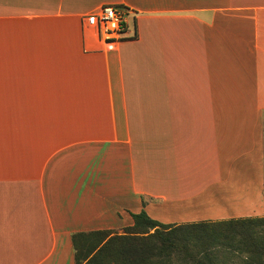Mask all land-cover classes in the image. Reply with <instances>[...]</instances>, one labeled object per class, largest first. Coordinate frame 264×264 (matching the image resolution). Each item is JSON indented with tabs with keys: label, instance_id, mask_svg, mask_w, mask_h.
Wrapping results in <instances>:
<instances>
[{
	"label": "crops",
	"instance_id": "obj_1",
	"mask_svg": "<svg viewBox=\"0 0 264 264\" xmlns=\"http://www.w3.org/2000/svg\"><path fill=\"white\" fill-rule=\"evenodd\" d=\"M142 211L264 216V0H0V264H75Z\"/></svg>",
	"mask_w": 264,
	"mask_h": 264
},
{
	"label": "trees",
	"instance_id": "obj_2",
	"mask_svg": "<svg viewBox=\"0 0 264 264\" xmlns=\"http://www.w3.org/2000/svg\"><path fill=\"white\" fill-rule=\"evenodd\" d=\"M123 233L72 236L75 264H264V217L162 224L145 211Z\"/></svg>",
	"mask_w": 264,
	"mask_h": 264
},
{
	"label": "built area",
	"instance_id": "obj_3",
	"mask_svg": "<svg viewBox=\"0 0 264 264\" xmlns=\"http://www.w3.org/2000/svg\"><path fill=\"white\" fill-rule=\"evenodd\" d=\"M87 25L98 31L108 43L123 40L128 31V21L125 13L112 6H104L86 18Z\"/></svg>",
	"mask_w": 264,
	"mask_h": 264
},
{
	"label": "rangeland",
	"instance_id": "obj_4",
	"mask_svg": "<svg viewBox=\"0 0 264 264\" xmlns=\"http://www.w3.org/2000/svg\"><path fill=\"white\" fill-rule=\"evenodd\" d=\"M262 217H264V216H262ZM124 230V229H123ZM119 233V232H118ZM123 232L122 231H120V234H122Z\"/></svg>",
	"mask_w": 264,
	"mask_h": 264
}]
</instances>
